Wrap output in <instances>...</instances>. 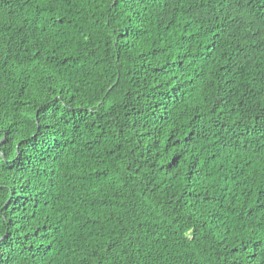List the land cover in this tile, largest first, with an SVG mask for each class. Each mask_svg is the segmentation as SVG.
Instances as JSON below:
<instances>
[{"label":"trees","instance_id":"1","mask_svg":"<svg viewBox=\"0 0 264 264\" xmlns=\"http://www.w3.org/2000/svg\"><path fill=\"white\" fill-rule=\"evenodd\" d=\"M0 264H264V0H0Z\"/></svg>","mask_w":264,"mask_h":264}]
</instances>
